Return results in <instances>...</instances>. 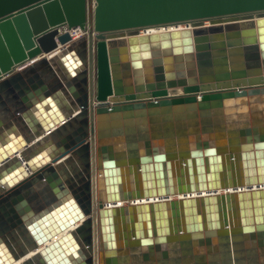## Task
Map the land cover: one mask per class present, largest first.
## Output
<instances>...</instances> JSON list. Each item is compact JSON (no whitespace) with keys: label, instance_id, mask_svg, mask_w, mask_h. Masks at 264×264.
<instances>
[{"label":"water","instance_id":"obj_1","mask_svg":"<svg viewBox=\"0 0 264 264\" xmlns=\"http://www.w3.org/2000/svg\"><path fill=\"white\" fill-rule=\"evenodd\" d=\"M198 15L0 0V264H264V11Z\"/></svg>","mask_w":264,"mask_h":264},{"label":"bare ground","instance_id":"obj_2","mask_svg":"<svg viewBox=\"0 0 264 264\" xmlns=\"http://www.w3.org/2000/svg\"><path fill=\"white\" fill-rule=\"evenodd\" d=\"M114 1L116 4L110 5L109 0H102V5L106 11V20L111 21L112 29L119 28L122 25L130 26L127 25L130 24V22L137 23L140 22V20H149L148 18L161 20L165 15L174 16L180 12L188 16L185 19L178 18L177 20H172L170 22L165 21V23L162 24L147 25L140 30L143 34L146 32L158 33L163 30H178L186 28L190 25V22L200 19L201 15H198V13H201L202 16L206 15V17H209L202 19L205 22V25H208L209 19L225 18V16H240L241 14H248L249 12L264 11V0H159L157 3H148L147 1H145V3H139L136 1L131 2L129 8H126L121 2L123 0ZM82 31L83 30L79 29L74 32V34L76 36L83 34ZM72 36L74 37L73 39L76 38V36ZM6 37H8V32L2 35V39L5 38V42ZM24 47L25 45L19 38L18 43L7 48L8 53H10L6 54V59L7 56L13 55L11 53H17L21 49L24 50ZM3 63L4 58L0 56V68ZM19 67L21 66L14 65L11 69L12 71H16ZM3 75L4 74H2V76ZM248 188V186H245L244 190ZM239 190H241L239 187L235 190L233 187L229 186L228 188L218 190V192L220 194H226L229 192H237ZM182 196L185 195H179L172 198L170 197V199L177 200L182 198Z\"/></svg>","mask_w":264,"mask_h":264},{"label":"built area","instance_id":"obj_3","mask_svg":"<svg viewBox=\"0 0 264 264\" xmlns=\"http://www.w3.org/2000/svg\"><path fill=\"white\" fill-rule=\"evenodd\" d=\"M73 35L76 36L75 34H73ZM81 35H83V34H79V35H77L75 39H77V38L80 37ZM73 38H74V37H73Z\"/></svg>","mask_w":264,"mask_h":264},{"label":"rangeland","instance_id":"obj_4","mask_svg":"<svg viewBox=\"0 0 264 264\" xmlns=\"http://www.w3.org/2000/svg\"><path fill=\"white\" fill-rule=\"evenodd\" d=\"M175 91V90H174ZM170 91L169 93H179V91ZM262 162V161H261Z\"/></svg>","mask_w":264,"mask_h":264},{"label":"crops","instance_id":"obj_5","mask_svg":"<svg viewBox=\"0 0 264 264\" xmlns=\"http://www.w3.org/2000/svg\"><path fill=\"white\" fill-rule=\"evenodd\" d=\"M16 71H18V70H16ZM107 127H109V125H107ZM109 131V130H108ZM108 140H109V138H108Z\"/></svg>","mask_w":264,"mask_h":264}]
</instances>
